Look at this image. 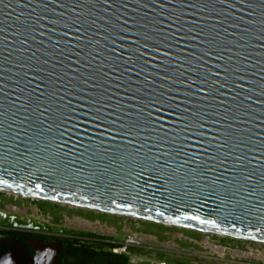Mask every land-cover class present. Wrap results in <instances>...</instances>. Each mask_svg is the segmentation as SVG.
I'll return each instance as SVG.
<instances>
[{
  "label": "water",
  "instance_id": "water-1",
  "mask_svg": "<svg viewBox=\"0 0 264 264\" xmlns=\"http://www.w3.org/2000/svg\"><path fill=\"white\" fill-rule=\"evenodd\" d=\"M0 189L264 243V0H0Z\"/></svg>",
  "mask_w": 264,
  "mask_h": 264
},
{
  "label": "flooded vegetation",
  "instance_id": "flooded-vegetation-1",
  "mask_svg": "<svg viewBox=\"0 0 264 264\" xmlns=\"http://www.w3.org/2000/svg\"><path fill=\"white\" fill-rule=\"evenodd\" d=\"M8 206H0V209L6 210ZM26 212L28 217L37 216L36 219L0 217V264H47L41 257L44 254L55 258L57 264H204L202 259L182 255L180 248H171L179 253L167 252V245L156 243L144 235L130 231L121 235L117 230L116 235L76 230L66 227L71 225L67 218L56 221L34 208ZM87 222L89 225H108ZM128 235L149 238L151 242L127 244ZM162 247L164 249H159Z\"/></svg>",
  "mask_w": 264,
  "mask_h": 264
},
{
  "label": "rangeland",
  "instance_id": "rangeland-1",
  "mask_svg": "<svg viewBox=\"0 0 264 264\" xmlns=\"http://www.w3.org/2000/svg\"><path fill=\"white\" fill-rule=\"evenodd\" d=\"M0 200L1 207L9 205L7 208L8 210L0 209L1 211H9L10 207L18 206L19 208H16H21L20 210L25 211H30V209L33 208L41 210V214L43 216L51 217L56 221L65 220L67 218L71 220V223L74 219L81 218L87 221L106 223L108 225L102 226L107 227L111 231L117 230L121 235H123V232L125 231H130L149 237L156 243L167 245L166 247L169 249L167 250V252L179 253L175 252L174 249L171 248H176L178 250L180 248L181 250H183L182 255L194 256L202 259L204 261V264H208V262L227 264H264V260L262 259L249 260L247 258H234L232 255V251H241L253 254H263L264 256L263 243L261 244L258 242L245 241L237 238L234 239L233 237L230 238L199 231L181 229L174 226L156 224L139 219L106 214L99 211H92L79 207H72L65 204L52 203L37 198L24 197L22 195L12 196L3 191L0 192ZM134 236L145 239L146 242L142 244H148L151 242L149 238L140 237L138 235ZM128 237L132 236H126L127 244ZM209 243L217 247L226 249L225 255H221L218 252L212 251L207 246V244ZM147 249L155 250L150 247H147ZM159 249L164 248L162 247ZM181 250L180 252H182Z\"/></svg>",
  "mask_w": 264,
  "mask_h": 264
},
{
  "label": "bare ground",
  "instance_id": "bare-ground-1",
  "mask_svg": "<svg viewBox=\"0 0 264 264\" xmlns=\"http://www.w3.org/2000/svg\"><path fill=\"white\" fill-rule=\"evenodd\" d=\"M2 191L3 192H7L9 195H12V196H18L19 195L16 192L0 189V192H2ZM68 206L77 207V206H74V205H68ZM34 212L36 213L35 210H34ZM6 216H12V218L13 217H17V216H22L23 218H29L30 220H34L37 217V216H34V215H32L33 217H28L27 216V212L25 210H20V209H18L16 207H13V206L9 208V211H1L0 210V217H6ZM40 220H42V219H40ZM70 224L71 225H66V227H71V228H74L76 230H90V231H95V232H99V233H102V234L116 235L115 231H111L107 227H104L102 225H89L87 220H83L81 218L74 219L73 222H71ZM212 235H214V234H212ZM219 236H221V235H219ZM222 236L229 237L227 235H222ZM230 238H232V237H230ZM233 238L236 239L237 237H233ZM237 239H240V238H237ZM127 242H128V244H142V243L146 242V240L138 238L137 236H132V237H128L127 238ZM258 243H260V242H258ZM207 246L212 251L218 252L221 255H225V253H226V249H224V248L217 247V246H215L213 244H210V243L207 244ZM232 255H233L234 258H238L239 257V258H247L249 260H252V259L253 260L254 259H262V260H264L263 254H253V253H246V252H241V251H232ZM261 256H263V257H261ZM216 264H227V263H216Z\"/></svg>",
  "mask_w": 264,
  "mask_h": 264
},
{
  "label": "built area",
  "instance_id": "built-area-1",
  "mask_svg": "<svg viewBox=\"0 0 264 264\" xmlns=\"http://www.w3.org/2000/svg\"><path fill=\"white\" fill-rule=\"evenodd\" d=\"M114 251H115V252H117V250H116V249H114Z\"/></svg>",
  "mask_w": 264,
  "mask_h": 264
},
{
  "label": "snow or ice",
  "instance_id": "snow-or-ice-1",
  "mask_svg": "<svg viewBox=\"0 0 264 264\" xmlns=\"http://www.w3.org/2000/svg\"><path fill=\"white\" fill-rule=\"evenodd\" d=\"M201 128L203 127V125L200 126Z\"/></svg>",
  "mask_w": 264,
  "mask_h": 264
}]
</instances>
